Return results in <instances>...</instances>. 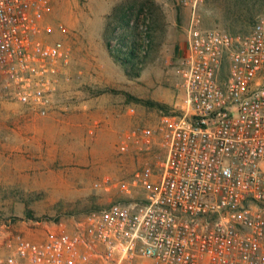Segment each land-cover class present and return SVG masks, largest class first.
Returning <instances> with one entry per match:
<instances>
[{
	"label": "built area",
	"instance_id": "1",
	"mask_svg": "<svg viewBox=\"0 0 264 264\" xmlns=\"http://www.w3.org/2000/svg\"><path fill=\"white\" fill-rule=\"evenodd\" d=\"M177 1L191 12L181 109L124 134L118 154L136 167L94 183L114 201L8 236L0 264H264V17L245 34L204 29L203 0ZM51 12L0 0V99L43 117L72 69Z\"/></svg>",
	"mask_w": 264,
	"mask_h": 264
},
{
	"label": "rangeland",
	"instance_id": "2",
	"mask_svg": "<svg viewBox=\"0 0 264 264\" xmlns=\"http://www.w3.org/2000/svg\"><path fill=\"white\" fill-rule=\"evenodd\" d=\"M48 1L45 25L70 29L54 36L71 51L70 80L46 117L0 99V254L10 235L38 236L114 201V192L94 183L136 167L134 153L118 154L120 135L182 105L176 66L188 47V7L177 0ZM197 13L204 29L245 34L264 17V0H203ZM95 120L100 127L89 130Z\"/></svg>",
	"mask_w": 264,
	"mask_h": 264
},
{
	"label": "crops",
	"instance_id": "3",
	"mask_svg": "<svg viewBox=\"0 0 264 264\" xmlns=\"http://www.w3.org/2000/svg\"><path fill=\"white\" fill-rule=\"evenodd\" d=\"M91 123H92V124L89 126V127H90L89 130H90V129H93V128H98V127H100L99 122L96 121V120H95V121H92ZM129 130H130V129H129ZM92 131H93V130H91L90 132L92 133ZM127 131H128V130H127ZM127 131L125 130L124 133H123V135H120V138H119L120 141H121V139L123 138L124 134H125ZM120 141H119V142H120ZM91 161H92V164H93V163H94V159H92ZM90 163H91V162H90ZM95 171H96V170H95Z\"/></svg>",
	"mask_w": 264,
	"mask_h": 264
}]
</instances>
